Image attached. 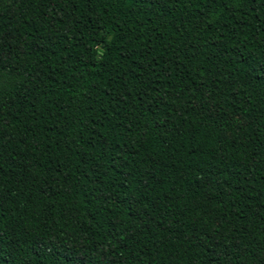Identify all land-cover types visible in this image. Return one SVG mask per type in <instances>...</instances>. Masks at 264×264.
Instances as JSON below:
<instances>
[{"label":"trees","instance_id":"trees-1","mask_svg":"<svg viewBox=\"0 0 264 264\" xmlns=\"http://www.w3.org/2000/svg\"><path fill=\"white\" fill-rule=\"evenodd\" d=\"M0 264H264V0H0Z\"/></svg>","mask_w":264,"mask_h":264}]
</instances>
